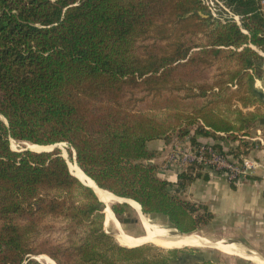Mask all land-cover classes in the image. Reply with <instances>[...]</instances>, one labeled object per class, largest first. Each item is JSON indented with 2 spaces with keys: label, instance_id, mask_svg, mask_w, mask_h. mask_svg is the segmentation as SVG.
Returning <instances> with one entry per match:
<instances>
[{
  "label": "trees",
  "instance_id": "obj_1",
  "mask_svg": "<svg viewBox=\"0 0 264 264\" xmlns=\"http://www.w3.org/2000/svg\"><path fill=\"white\" fill-rule=\"evenodd\" d=\"M222 1L240 24L211 21L201 0H0V264H44L38 254L53 264L180 262L176 247L148 258L142 245L114 240L103 202L59 147L10 141L65 142L99 188L191 233L212 212L181 192L206 174L192 166L174 181L159 175L148 142L198 121L194 141L214 140L237 157L249 153L244 135L263 116L254 83L264 9L259 0ZM111 207L121 216V205Z\"/></svg>",
  "mask_w": 264,
  "mask_h": 264
},
{
  "label": "crops",
  "instance_id": "obj_2",
  "mask_svg": "<svg viewBox=\"0 0 264 264\" xmlns=\"http://www.w3.org/2000/svg\"><path fill=\"white\" fill-rule=\"evenodd\" d=\"M257 80L259 79L257 78ZM247 136L252 141L253 139L256 140L253 141L254 144L251 146L249 153L258 158L262 166H259L252 174H249L238 183L229 182L222 175L206 172V175L196 176L187 185V191L195 190L194 196L197 200L208 204L213 215H217L216 218L221 219L223 217L221 221L226 226L225 234L227 236H237L236 234L240 232L237 231V228L242 226V230L245 231L243 239L241 241L234 239L231 241L243 245L242 251L245 255L242 257L255 259L264 264V136H252L251 134ZM258 138L262 140V143ZM216 140L226 146L236 144L238 141L236 139L226 142L223 137ZM170 141L162 138L152 139L148 142V145L150 148L158 150V154L151 158V161L156 162L158 165V174L174 181L178 171L171 166L161 167V161L167 153ZM255 144L257 146H254ZM230 219L234 224L229 223ZM200 238L204 239V237ZM235 246L241 248L240 245ZM233 254L237 255L236 253Z\"/></svg>",
  "mask_w": 264,
  "mask_h": 264
},
{
  "label": "rangeland",
  "instance_id": "obj_3",
  "mask_svg": "<svg viewBox=\"0 0 264 264\" xmlns=\"http://www.w3.org/2000/svg\"><path fill=\"white\" fill-rule=\"evenodd\" d=\"M202 5L204 6V13L209 14V9L207 8V6L204 3H202ZM210 20L216 21L215 19H212L211 16H210ZM253 47L255 49H257L258 51H260V49L258 47H256V46H253ZM258 79L259 80H257V78L255 79L254 84L256 85V87L260 88L264 93V63L262 66L261 77ZM256 107H259L260 110L263 111V114H262L263 116L261 118L262 120L256 119L249 125L248 135L251 134L252 136H255V135L256 136H264V125H263V123H264V104H258V106H256ZM198 123L199 122L196 121L193 124L192 123L191 124H183L181 131L174 130L171 133L170 140L172 141L173 139L175 140L177 138H181V137H183V135H185L187 133L193 134ZM183 130H186V131L184 133H182ZM197 135H199V134H197ZM223 139L226 140V142H229L231 140L228 137H223ZM246 139H249V137H246ZM250 141H252V139ZM253 141H256V140H253ZM26 143L28 144V147L31 148L32 144L25 142L23 140H17V139L11 138V141H10L11 147H13L14 149H20L21 147L25 146ZM65 144H63V146H61L60 149H62L63 147L65 148ZM253 144H254V142H253ZM58 145H62V144L59 143ZM45 147H47V146H45ZM72 152H73V150H72ZM163 161H161V163H163ZM201 173H203V172H201ZM192 181H188L187 183L190 184ZM105 192H107V191H105ZM194 192H195V190L194 191H189V190L187 191V187H186L185 191L181 192V196H183V197H185L191 201H195L196 203H202L200 200H197L195 198ZM107 193L110 194L109 192H107ZM110 196H111L110 206L111 205H121V207H122L121 216H129L133 219L138 218V220L134 219V220H130L127 222H123L122 224H119L120 228L124 231V233H126V234L128 233L129 236H133V237H138V236L142 235L144 232V229H143L142 222L139 219L138 213H137V210H138L142 214L139 205L132 200H126V202H123L124 199L112 196L111 194H110ZM203 204L208 206V204H206V203H203ZM200 210H202V209H200ZM103 212H104V210H103ZM142 215H143V218H144L146 224L149 227L151 226V228H164V229L168 230L167 234H172L171 232H174L177 235H179L176 232L177 230L173 229L174 226L171 223H169V221L164 216H162V214H159V213H145L144 214L143 213ZM216 217H217V215H213V213H212L211 218L208 219L205 223L200 224L191 233H188L186 235H181V236L192 235L194 238L199 239V240L206 239L207 242H209V243H214L216 241H224L225 240V242H227V243L240 245L241 249H243V245L241 243L237 244V243H233L236 241H231L233 239L234 240H240V241L243 239V233L245 231L242 230V226H239L237 228V231H240L239 234H236L237 236H235V235L227 236L225 234L226 226H225L224 222L221 221L223 219V217H221V219H218ZM229 223L234 224L232 219H230ZM223 225H224V227H222ZM103 228L111 234V236L114 238V240H116L118 242L115 225L112 222L105 221V215H104ZM181 234H183V233H181ZM200 237H204V239H202ZM206 240H204V241H206ZM139 245H142L144 247L142 254L146 255L148 258L159 257V256L163 255L164 253H166L168 249L172 248V247H166L164 245H161V244H158L155 242H151V241H146V242H143ZM181 247H177L178 255H179V257H181L180 262L176 259H170L168 261V264H207V262H209V261L215 262L217 264H261L259 261L255 260V259H249V258L247 259L245 257L235 255L231 252H228L227 250H224V249H221L218 247H212V246L211 247H209V246H181Z\"/></svg>",
  "mask_w": 264,
  "mask_h": 264
},
{
  "label": "built area",
  "instance_id": "obj_4",
  "mask_svg": "<svg viewBox=\"0 0 264 264\" xmlns=\"http://www.w3.org/2000/svg\"><path fill=\"white\" fill-rule=\"evenodd\" d=\"M201 2L209 9L211 18L217 22L233 19L237 24H240L239 13L235 12L224 1L201 0ZM259 3L264 9V0H259ZM219 134L224 135L225 133L219 132ZM244 136L248 137L247 135ZM258 139L262 143V140ZM214 143L215 141L210 139L194 141L190 133L183 135L181 138L173 139L169 142L161 167L171 166L177 171H183L194 166V169H198L203 173L219 174L229 182L238 183L249 174H252L259 166H262L261 161L250 153H241L237 157H229ZM254 146H257V144Z\"/></svg>",
  "mask_w": 264,
  "mask_h": 264
},
{
  "label": "bare ground",
  "instance_id": "obj_5",
  "mask_svg": "<svg viewBox=\"0 0 264 264\" xmlns=\"http://www.w3.org/2000/svg\"><path fill=\"white\" fill-rule=\"evenodd\" d=\"M30 144H33V143H30ZM25 146L28 147V144L26 143ZM45 146H47V147H45ZM61 146H63V144L60 145V148H61ZM50 147H51V145H37V146L32 145L31 146L32 149H36V150L43 149V148L48 149ZM61 152L67 161L68 168L70 169V171L74 175H76L78 178H80L82 181H84V183H86L87 185L92 187V189H94L97 197H99L101 199V201L103 202V204L105 206V209H104L105 221L112 222L115 225L119 244H122L125 246H135V245L138 246V244H141L143 242L151 241V242H155V243L164 245L166 247H172V248L173 247L177 248V247H181V246H209V247L212 246V247H218V248L227 250V251L232 252V253H236L239 256L245 255L241 248H239L235 245H230L229 243L225 242V240L224 241H216L214 243H209V242L204 241V240L196 239L192 235L181 236V235H185V234H181L178 231H176V232L179 235H177L174 232H171L172 234H167V231H168L167 229L151 228V226L149 227L146 224V222L143 218V215L138 210H137L138 217L142 222L144 232L142 235H140L138 237L129 236L128 233L127 234L124 233V231L120 228V226H119L120 223H118L114 213L112 212V210L110 208V200H111L110 194L112 196H116V197L121 198V199H124V198L119 197V196L113 194L112 192L106 190L107 192L110 193V194H108L107 192L104 191L105 189L102 190L101 188H99L98 185L92 179H90L88 176H86L83 173V171L81 169H79V167L77 166L76 161L73 157L74 152H73V156H70L64 147L61 149ZM126 200H133V199L126 198ZM140 210H141V208H140ZM38 257L43 261L42 263H44V264H53L49 258L43 257L42 254L39 255Z\"/></svg>",
  "mask_w": 264,
  "mask_h": 264
},
{
  "label": "water",
  "instance_id": "obj_6",
  "mask_svg": "<svg viewBox=\"0 0 264 264\" xmlns=\"http://www.w3.org/2000/svg\"><path fill=\"white\" fill-rule=\"evenodd\" d=\"M1 115V114H0ZM2 116V115H1ZM3 117V119L6 121V119L4 118V116H2ZM31 143H33V142H31ZM58 142H54V143H50L49 145H51V147L50 148H48V149H45V148H43V149H38V150H51V149H53L54 147H59L60 148V145H58L57 144ZM65 143V142H64ZM42 145H48V144H42ZM11 146V145H10ZM13 148V147H12ZM32 149V148H29V147H27V146H23V147H21L19 150H21V149ZM73 149V148H72ZM32 150H36V149H32ZM73 152H74V159H75V150L73 149ZM61 155H62V153H61ZM63 156V155H62ZM64 157V156H63ZM65 158V157H64ZM66 160V159H65ZM67 162V161H66ZM68 165V164H67ZM70 170V169H69ZM71 172V171H70ZM72 173V172H71ZM73 174V173H72ZM76 176V175H75ZM79 180L81 181V182H83L84 183V181H82L80 178H79ZM96 183V182H95ZM84 184H86V183H84ZM97 184V183H96ZM92 188V187H91ZM94 190V189H93ZM110 191V190H109ZM95 192V191H94ZM113 193V192H112ZM114 194V193H113ZM116 195V194H115ZM118 196V195H117ZM119 197H123V196H119ZM99 198V197H98ZM124 198V201L123 202H126V198H130V197H123ZM100 199V198H99ZM131 199H133V198H131ZM101 200V199H100ZM135 200V199H134ZM138 202V201H137ZM139 203V202H138ZM110 208H111V210H112V212L114 213V215H115V217H116V219H117V221H118V223H120V224H122L123 222H127V221H130V220H138V218H131V217H129V216H119V215H117L114 211H113V209H112V207L110 206ZM103 224H104V220H103ZM173 229L174 230H177L175 227H173ZM179 233H182V232H179ZM40 254H38V255H35L34 257L35 258H37V259H39V260H41L38 256H39ZM42 261V260H41ZM43 262V261H42ZM55 262V261H54ZM56 264V263H55Z\"/></svg>",
  "mask_w": 264,
  "mask_h": 264
}]
</instances>
